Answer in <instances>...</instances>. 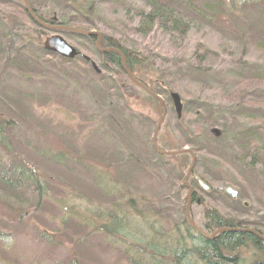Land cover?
Returning a JSON list of instances; mask_svg holds the SVG:
<instances>
[{
    "label": "rangeland",
    "instance_id": "374dc122",
    "mask_svg": "<svg viewBox=\"0 0 264 264\" xmlns=\"http://www.w3.org/2000/svg\"><path fill=\"white\" fill-rule=\"evenodd\" d=\"M51 1L58 5L61 1V5L86 2ZM98 1L106 7L103 13L96 15L98 26L90 29L99 31L101 36L103 32L120 48L140 53L147 59V65L137 71L144 80L159 81V74L165 75L166 87L153 90L163 99L156 144L162 151L188 148L195 157L194 167L188 174L189 185L205 203H192L188 208L191 220L203 227L206 222L203 212L214 207L223 216L239 221L242 227L256 229L264 235V175L256 174L264 169V152L259 155L254 146L244 145V149L243 141L239 139L237 145L231 139L239 125L250 124L249 119L260 126L257 131H264L261 121L257 120L262 113H257L256 117L247 105H239L237 98L244 95V89L232 99L226 94L230 93V87L224 90L217 87V83L206 82L205 78L200 81L194 76L196 66L206 68L199 58L209 55L207 51L217 53L213 70L233 67L234 58L248 64H264V52L250 40L253 39L251 34L257 35L255 30L249 31L247 24L242 26L245 34L250 33V39L239 45V50L231 56L228 50L223 53L219 49L225 43V36L230 35L214 25L200 28L194 25L181 42L173 41L160 29L142 35L134 29L137 19L132 15L134 7L141 6L140 3L127 0L131 5L127 14L111 2L110 6L105 0ZM41 10L37 12L40 14ZM263 11L264 3L257 4L245 8L241 17L246 22L250 15L252 29ZM14 22L28 28L33 25L21 0H0V27L6 31L15 26ZM227 30L239 34L230 26ZM55 33L75 46L79 54L67 58L43 48L44 39ZM26 34L32 33L28 30ZM34 34L37 36H32V40L24 41L28 45L21 47L22 55L15 52L10 57L0 55V115L11 124L5 131L9 150L0 148V169L14 160L22 162L37 173L43 186L37 190L18 188L13 193L0 185V264H146L148 258L159 256L157 253L148 257L149 245H156L160 248L158 251L165 254L162 256L165 263L153 264H207L209 260L201 259L194 250L178 257L180 250L192 244L178 240L181 234H186L178 231L177 226L180 221L177 193L187 194L183 181L192 155L188 151L185 156L164 155L154 148L152 135L159 118L157 99L138 91V86L133 88V82L123 69H116L111 63L102 67L93 50L95 44L86 35L42 26ZM196 48L198 57L194 54ZM91 62L99 72L93 69ZM257 88L264 89V85ZM172 92L178 93L182 102L180 117L170 97ZM216 106L223 112L217 123L211 124L209 136L204 140L201 132L207 123L206 110L216 109ZM223 118L228 121L226 130H222ZM116 125L124 127L117 132L113 130L116 135H108L110 130L106 127L114 129ZM46 149L52 153L63 152L64 166L45 159L42 152ZM78 151L85 152L86 156ZM79 156L90 165L91 177L98 171L105 181V190L98 191V180L73 169L72 159ZM198 179L206 180L209 188L199 185ZM178 184L184 187L178 188ZM225 187L234 188L238 193L236 197L226 193ZM181 193L183 206H186L187 199ZM131 198L134 206L128 204L127 199ZM153 207L169 213L170 224L160 226L158 218L152 216ZM114 209L123 219L145 217L157 230L174 224L177 232L165 237L160 236L161 233L157 236L150 231L145 233L142 230L146 221L137 218L136 227L127 224L123 234H107L99 227L106 216L97 218L96 215L101 210L113 213ZM215 231L211 238L219 234ZM223 253L235 258L238 264H253L262 256L261 253L258 256L249 243L233 253ZM140 255L147 259L140 263Z\"/></svg>",
    "mask_w": 264,
    "mask_h": 264
},
{
    "label": "trees",
    "instance_id": "16d2710c",
    "mask_svg": "<svg viewBox=\"0 0 264 264\" xmlns=\"http://www.w3.org/2000/svg\"><path fill=\"white\" fill-rule=\"evenodd\" d=\"M104 1V0H103ZM127 0H105L106 3H108L110 6L111 4L115 7H121L123 8L126 13L128 14V11L131 9V5L126 2ZM135 2H138L141 4V6L134 7L135 10L133 12V17L137 19L136 27L134 28L136 31L138 30L140 34L142 35H148L149 32L153 31L154 29H160L163 33H166L169 35V38L173 41L181 42L187 35V33L193 28L195 25L196 27L200 28L203 25L205 26H216L220 31L223 33H226L230 35L229 37L225 36V43L221 44L219 46L220 51L223 53L228 50L229 54L231 56L234 55L235 50H239L241 44H245V41L247 39H250V33L245 34L246 30H242V26L248 25V30H255V34H251L253 39H250L253 44L261 51L264 52V11L263 15L260 19H256L252 27V21L250 18V15L248 14L246 22L243 17H241L242 14H244L245 8L254 6L257 4L264 3V0H132ZM29 2L31 8L36 13L37 17L41 18L42 20H45L49 23H58L69 26H75L77 28L91 30V28L97 27V19L96 15H99L104 12L105 5L102 6L103 3H99L98 0H86V2L77 3L73 2L70 4H63L58 5L55 2H52L51 0H27ZM111 2V4H110ZM23 4V2H22ZM59 6V7H58ZM42 9L40 11V14L38 9ZM50 16V17H46ZM56 18V19H54ZM58 21V22H57ZM254 22V21H253ZM260 23V24H257ZM19 24V25H18ZM16 24L14 22V27L4 31L2 27H0V55L1 57H10L9 55L11 53H17L18 56L23 54V50H21V47L27 46V43H24V41H30L32 40V36H37L34 33H36L37 29L39 30L40 27L33 23L32 27L28 28L23 23L19 22ZM230 26L232 28H235L239 34L234 30V33L230 30H227V27ZM29 30L32 34H26V32ZM102 45L103 46H112L122 51L125 57V62L127 67L133 72L134 76L139 80L142 81L147 85V87L150 90H157V88H165L166 87V79L164 74H159L158 77H160L161 80L157 81V79H152L151 82L144 80L141 78V76H138V72L140 67H143V65H147L149 62L147 59L141 56L140 53L136 54L133 51H128L124 48H120L119 45L115 44L113 41H115L112 37H108L106 34L102 32ZM176 34V35H175ZM244 36V37H243ZM93 44H95V36H88L87 37ZM249 41V40H248ZM8 43L7 45H5ZM44 48V46H42ZM96 47V46H95ZM94 52L97 53L98 61L101 63L102 67H107L108 63H111L113 67L116 69L121 67L120 62V55L117 52L114 51H100L97 47L93 49ZM207 51V50H206ZM198 49L196 48V51H194V54L198 57ZM209 55L203 58H199L200 62H205L206 68H202L200 66H196L194 70V76L199 77L198 80L204 79L206 82H214L217 83V87L222 89H228L230 87V93L226 92V94H229L228 97L235 98L237 95H239L240 91L243 90L244 95H241L239 98V105H247L250 110H252L255 113V116L257 117V113H262V116L260 118H257V120L261 121L260 125L264 126V89L257 88L258 85L262 84L264 85V64H248L247 62L243 61L242 59L239 60V58H234L232 60L233 67H225L221 70H213L211 68L216 67L214 64V61L217 58L216 52H209ZM206 61V59H208ZM9 59V58H8ZM223 68V67H222ZM159 71V70H157ZM204 71V72H203ZM158 73V72H157ZM202 75V76H201ZM130 80V78L128 79ZM243 82V88H240L241 82ZM131 81V80H130ZM201 81V80H200ZM153 83H156V86L153 85ZM133 88L137 89V85L131 84ZM158 85V86H157ZM253 88H251V87ZM257 88V89H255ZM141 90V93L147 94V96H150L149 93H146L142 88H138V91ZM225 95V93H224ZM244 99V100H243ZM217 107V106H216ZM220 108H211L209 107L208 110H206L208 113H206L205 118V130L202 131V135H204L203 139L206 140L209 136L208 131L212 128L213 123H217L218 119L220 118L219 115L222 114L223 111L219 110ZM220 113V114H219ZM250 114V113H249ZM250 118V117H249ZM250 124L247 125H239L236 129V133L233 134L232 141L233 143L239 145L238 140L244 142V145H247L248 148H250V145L254 148H256L257 154L259 155L264 152V131H257V129L260 127L259 125L253 124V120L249 119L247 120ZM222 130H226L225 128L228 125L227 118L222 119ZM118 126V125H116ZM11 124L9 119L6 117L4 118L3 115H0V148L4 150H9L10 143L8 142V139L5 137V131L10 129ZM124 127V126H123ZM121 125L118 127H115L114 129L106 127L110 130V134L116 135L117 130H120L123 128ZM105 128V129H106ZM115 130V131H113ZM229 130V129H228ZM222 133V132H221ZM229 133V132H228ZM111 135V136H112ZM201 135V136H202ZM200 136V137H201ZM219 138V137H218ZM218 140V139H215ZM258 145V146H257ZM246 149V146L243 147ZM78 153L81 154V156L85 157V152L82 151ZM77 153V154H78ZM103 154V151H102ZM182 154L185 156V154L188 153H179V155ZM42 155L45 159H47L49 162L55 163L56 166L59 165L63 167L64 165V153L63 152H54L52 153L50 150L46 149L42 152ZM75 157L72 159V167L76 171H82L81 173L84 175L87 174L88 177H91V172L89 171L90 165L88 166V163L85 162L82 157ZM186 161V160H185ZM264 161V160H263ZM65 162H67L65 160ZM24 166V163H18L15 160L7 163L4 166V169H0V185L4 188H7L9 192H15L18 188L23 187H31L33 190H37V188H42L43 184H41L39 177L37 173L34 174V171ZM95 171V170H93ZM256 174L259 176L264 175V169L260 171H256ZM95 181H97L96 189L98 191L105 190L104 183L105 181L102 180V177L97 173L93 172L92 177ZM101 178V179H100ZM191 180V179H190ZM205 180V179H204ZM207 184V181H204ZM178 188L184 187L183 184H178ZM174 187V185H173ZM176 189V192L180 189ZM173 193V192H172ZM181 193V192H180ZM180 193H177V199L178 202V216L179 222H178V231H185L186 235L181 234L178 238V240H184L186 244H188L190 241L192 244L189 245L188 249H183L178 252V257H182L185 254L188 255L190 251H193L199 255L201 259H207V264H238L235 261V258H232L231 256H226L223 252L227 251L228 253H233V251H238V248L242 247V245L249 243L253 249H255V252L259 256L261 253V259L260 261H257L253 264H264V241L258 238L256 234H252L247 231H238L234 228H243L242 224L237 221L236 219L228 218L227 216H223L222 213H219V211L214 208L210 207L209 209L205 210L203 212L204 219H206V222L203 223V229L207 231L209 234L211 232L217 230V229H228V230H222L219 232V234L215 235L213 238H207L206 236H203L201 233L199 234L197 230L193 229L190 224H188L187 220L185 219V209L183 206L184 200L182 197L180 198ZM182 195V193H181ZM183 196V195H182ZM133 198V197H132ZM127 199L128 204L135 205V202L133 199ZM185 198V196H183ZM192 203H205V201L201 198H198L196 196V193L193 191L191 194ZM163 201V200H162ZM137 202V201H136ZM134 203V204H133ZM118 205V204H117ZM192 205V204H191ZM120 207V206H118ZM155 207V206H154ZM153 207V208H154ZM159 207V206H158ZM154 208L155 212L152 213V216L157 217V221H160V226L165 227L167 223L171 221L168 214L160 212V208ZM160 207H164V205H160ZM121 208V207H120ZM114 209L112 212H106L102 211L98 214L97 218L99 216L103 217L106 216L105 221L103 224H100V228L104 230L107 234H113L114 232L118 233H124V228L127 227V224L131 227H136L135 223L137 222V218H131L128 219L127 217L123 219V217H120L118 213L115 212ZM111 215V216H109ZM151 216V215H150ZM153 218V217H152ZM139 221H146L147 218L141 217L138 218ZM155 222V220H153ZM237 221V222H235ZM116 222H120L119 224ZM150 225V226H149ZM103 226V227H102ZM185 228L181 230L183 227ZM153 228L157 230L158 227H156L155 224L149 223L146 221L144 222L143 230H145V233L150 231L151 233L158 234L161 233L160 236H168L171 232H177V229L174 224L172 226H169L168 228L162 230L160 227L157 230V232H154ZM152 229V230H151ZM156 239V236L154 237ZM153 240V239H152ZM137 246H140L138 240H136ZM155 244V243H154ZM146 246V245H145ZM144 246V247H145ZM149 245L146 249V253L148 252L150 257L153 254H159L153 255L152 257L148 258L146 257L147 261L146 264H153V263H165L162 256L165 254H162L161 251L159 252L157 246ZM240 246V247H239ZM169 248L172 250V247L169 246ZM143 249V248H142ZM170 250V251H171ZM177 252V251H176ZM185 253V254H184ZM183 254V255H181ZM181 255V256H180ZM161 256V257H160ZM155 258V259H154ZM142 259H145L143 256L140 255L139 261L140 263L143 262ZM145 259V260H146ZM152 261V262H150ZM75 264V263H73ZM142 264V263H141Z\"/></svg>",
    "mask_w": 264,
    "mask_h": 264
},
{
    "label": "water",
    "instance_id": "95a60500",
    "mask_svg": "<svg viewBox=\"0 0 264 264\" xmlns=\"http://www.w3.org/2000/svg\"><path fill=\"white\" fill-rule=\"evenodd\" d=\"M22 2L24 3V9H25V12L28 13V15L30 16L31 20L36 23L38 26H42L46 29H56L58 31H62V30H65V31H68V32H75V33H78L82 36L84 35H89V36H96V46L97 48L100 50V51H103V52H106L108 50L110 51H114V52H118L119 55H120V62H121V67L122 69L124 70V72L127 73L128 75V78H130V80L135 83L138 87H141L144 91H146V93H149L150 95H152L154 98L157 99V112L159 114V118H158V121L156 122V126H155V129L153 131V137H152V144L154 146V148L156 149V151L159 153V154H175V153H184L186 151L190 152L192 157H191V162L190 164L188 165L189 167L187 168V171H186V175H185V180H184V184L185 186L188 188V191H187V194H186V199H187V202H186V206L184 207L185 209V217H186V220L188 222V224H190L194 229H196L199 233H201L203 236H206L207 238H211L212 235H214V232H212L211 234H207L205 232V230H203L201 227H198L193 220H191L190 218V211H189V206L192 202V198H191V194H192V188H190L189 186V183H188V174L191 172V170L193 169V164H194V155L192 154L191 150H189L188 148H184V149H178V150H175V151H168V150H164L162 151L156 144V139H157V131L160 127V123L162 121V114H161V111H162V101L163 99L161 98L160 95H158L157 93H154L152 90H150L147 85L141 81H139L133 74V72H131V70L129 69V67H127L126 65V62H125V57H124V54L122 51H120L117 48L115 47H112V46H102L100 44V33L99 31H96V30H82L80 28H77V27H72V26H68V25H65V24H53V23H48V22H44L43 20L39 19L35 12H33L29 2H27V0H22ZM43 45H44V48L49 51V52H54V53H57L61 56H65L67 58H74V56H76L78 54V51L76 49L75 46L71 45L70 43H68L65 38L61 35H59L58 33L56 34H53L52 36L50 37H47L44 39L43 41ZM92 65L94 67L95 70L99 71V69L97 68L96 64L94 62H92ZM170 97H171V100L174 104V108H175V112L177 113V116L180 117L181 116V111H182V102L180 100V97H179V94L176 93V92H172L170 94ZM218 131V130H217ZM217 131L215 130L214 133L217 134ZM199 183L201 185H203V187L205 188H209L207 185H205L202 180L199 179ZM225 192L228 193L230 196H234L236 197V194H237V191L235 189H233L232 187H226L225 188ZM247 203L244 202V205H246ZM238 231H247V232H250L252 234H256L258 236V238H260L261 240L264 241V235H262L259 231H257L256 229H253V228H248V227H243V228H234ZM222 230H228V229H220V230H217L218 232L219 231H222Z\"/></svg>",
    "mask_w": 264,
    "mask_h": 264
},
{
    "label": "bare ground",
    "instance_id": "6f19581e",
    "mask_svg": "<svg viewBox=\"0 0 264 264\" xmlns=\"http://www.w3.org/2000/svg\"><path fill=\"white\" fill-rule=\"evenodd\" d=\"M116 223H118V224H119L120 222H116ZM153 230H154V232H156V230H155V229H153ZM217 230H220V229H217ZM219 232H221V231H219ZM219 232H218V233H219ZM156 236H157V234H156Z\"/></svg>",
    "mask_w": 264,
    "mask_h": 264
},
{
    "label": "flooded vegetation",
    "instance_id": "af4514ba",
    "mask_svg": "<svg viewBox=\"0 0 264 264\" xmlns=\"http://www.w3.org/2000/svg\"><path fill=\"white\" fill-rule=\"evenodd\" d=\"M56 24V23H55ZM86 59V58H85ZM86 60H89V59H86Z\"/></svg>",
    "mask_w": 264,
    "mask_h": 264
}]
</instances>
